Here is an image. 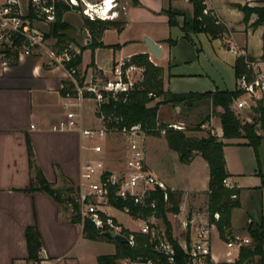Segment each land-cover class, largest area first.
I'll return each mask as SVG.
<instances>
[{
	"label": "crops",
	"instance_id": "obj_1",
	"mask_svg": "<svg viewBox=\"0 0 264 264\" xmlns=\"http://www.w3.org/2000/svg\"><path fill=\"white\" fill-rule=\"evenodd\" d=\"M85 1L96 3L99 0ZM184 1L135 0L134 2V0H117V6L112 9L116 12V15L111 19L116 24L101 31L99 36L95 38L99 46L94 49L89 46L93 39L84 24L86 17L73 9L63 12L62 20L68 24V28L64 31L65 40L63 44L71 45L77 49L82 48L81 62L77 67L81 79L88 80L91 77L105 79L110 76V69L119 58L130 59L133 55L147 53L151 61H155L158 63L156 65L163 68V88L169 90L165 85V75H171L166 71L168 68L149 53L142 39L144 36H148L159 44L162 48L161 58H163L165 46L173 42V39L169 36L171 25L164 9L170 5L180 10L181 8L179 9L177 5L183 2L191 15L192 4L188 0H186L188 4ZM245 2L249 6L264 5V0H205L206 9L214 12L218 19L226 25L225 34L228 30L227 23H230H226L223 19L227 20V17L230 20L231 16L235 17L233 14L235 11L237 20L251 27L250 23L254 21L256 16L251 15L249 22L246 24L242 20L243 11L233 6V4L243 5ZM119 3L122 5L121 9L118 7ZM242 23L240 24L243 25ZM259 28L262 29V27H257L253 33L249 32L247 34L245 32H232L230 39H233L239 46L244 47L245 45L246 50L252 54L247 44L248 38ZM225 34L222 37H227ZM238 34L239 36L243 35L240 39L242 42L236 40ZM228 41H226L227 47ZM139 43L143 46L137 47L133 51H125L127 45L139 46ZM48 46L57 48L56 40L49 39ZM261 53L252 55L258 56L255 59H259ZM169 65L170 62L168 61V67ZM64 80H67L64 68L51 64L44 51L19 56L13 63L7 60L3 61L0 57V264H98L97 257L99 255L114 253V245H112V251L105 253L101 251L100 246L97 247L99 244H103L104 241L86 238L82 233V224L70 221V210H64L58 206L50 195L42 191L27 190L32 183L34 166L41 170L44 178L54 188L69 187L68 183L76 188L80 180L81 165L90 157V152L86 149L87 141L78 130H61L57 128L58 123L65 119L61 94ZM160 99L156 98L152 104ZM167 104L172 107L173 111L175 110V114L178 113L177 107L180 109V106ZM89 113H85L81 125L83 127L98 126L97 117L93 113L91 115ZM157 119L159 123L164 124L171 122L184 123L181 119L175 121L162 120L158 115V111ZM212 124L217 132L221 134L219 118L212 117ZM204 129L201 127L200 131L204 133L200 136L206 135L208 128H206L207 131H204ZM152 137L156 136L149 135L146 142L147 165L150 172L161 178L166 185L182 191L179 206L183 211L167 212L169 220H171L170 215L179 220L180 225L177 229L185 235V237L176 238L178 243L182 247H190L196 239L197 230L207 227L210 236L211 260L226 262L233 259L235 261L238 258L240 247L228 248L225 241L220 239L215 225L208 221V188L188 189L173 181L164 179L163 173L159 169L155 171V168L149 162L147 151L148 139ZM28 142L33 153V163L31 165L27 151ZM226 142V145L234 144L237 140ZM111 145L112 141L110 139L107 146ZM116 147H118L116 153L118 159L123 150L120 140L117 141ZM197 157H201V155L194 153L188 163H180V161L179 163L181 166L187 165ZM224 158L229 173L226 179L231 186L242 189L239 185V177L230 171L227 166L225 153ZM106 166L107 168L115 167L108 161H106ZM258 187H260V191L264 192V184ZM190 191L194 192L190 193ZM201 196L204 199L205 207L203 208L197 206L198 199ZM236 209L232 210V228L234 226L233 213ZM258 209L257 222L264 215V200L261 199ZM108 212L123 226L129 229L136 228L137 222L135 220L116 210H108ZM185 218L190 221L187 229L181 224V221ZM248 218L249 223L255 220L252 216ZM32 225L36 226L40 235L41 247L38 252V262L27 260L28 251L25 232L27 227ZM174 230L173 227L172 234L176 237L173 233ZM244 234L245 237L250 238L247 231ZM262 258H264V253Z\"/></svg>",
	"mask_w": 264,
	"mask_h": 264
},
{
	"label": "trees",
	"instance_id": "obj_2",
	"mask_svg": "<svg viewBox=\"0 0 264 264\" xmlns=\"http://www.w3.org/2000/svg\"><path fill=\"white\" fill-rule=\"evenodd\" d=\"M173 0H169L171 2ZM192 4V14L186 15L184 12L168 6L164 9L167 14L169 24L171 26L178 25V17H182L179 28L183 36L190 39L191 34L204 33L211 38L222 37L226 32V27L221 24L215 14L206 9L205 0H188ZM135 2V0H134ZM57 11L56 18L50 24L49 33H45V38L55 39L57 49H62L65 46L64 31L68 28V24L62 20L63 12L70 10L62 1L56 3ZM243 22L248 23L251 15L256 18L250 23L253 28L262 27V53L259 57L264 61V5L261 6H244ZM84 24L90 32L93 42L89 45L92 49L99 46L95 38L99 36L105 28L115 25L114 20H89L86 18ZM102 45V44H100ZM81 50L78 53L72 51L73 57L66 67L77 68L81 62ZM7 61L13 63L18 58L17 51L7 49L2 50ZM250 59H255L249 56ZM130 62L144 67V78L138 87L130 91L125 98L117 100L108 99L96 111V116L103 113L105 116L113 115L119 118V126L131 125L140 123L149 135L159 137L163 135L167 147L177 153L181 163H188L194 153H199L206 161L209 170L208 179V201L207 212L208 221L215 225L220 239L226 240L231 234V215L234 208L240 207L239 195L241 189L236 186H225L223 180L229 176L226 169L224 158V146L226 141H235L238 139L244 140V143L253 147L255 151L260 144L262 135L264 134V99L256 101L253 107L252 120L247 121L244 116L237 113L232 104L241 94L239 90L233 89H215L204 92H171L165 90L162 84L163 68L154 64L147 53H139L130 58ZM235 78L242 72L246 71V65L243 57H237L234 64ZM75 77L78 81H82L78 70ZM73 83L70 80H64L61 89V94L71 91ZM156 98H161L159 101L152 102ZM171 104L173 106H181L185 108L187 113L197 110L196 123L194 128L190 130H201L203 123H208L215 116L219 118L221 131L220 135L211 134L208 130L204 136L189 135L186 133L187 128L173 129L168 128L166 124L159 123L157 119V111L161 104ZM162 131H164L162 133ZM27 151L30 165L33 163L32 149L27 143ZM62 188H54L45 178L39 168L34 166V176L31 186L27 189L30 191H42L50 195L58 206L64 210H70L69 220L75 223H81V218L78 211L77 203L74 198V191L71 186ZM264 182L262 183V185ZM167 201L163 199V192L158 190L153 198L157 203V215L162 219L166 235L174 247L173 260L169 261L166 256L154 249L150 237L145 234L134 233V245L131 246L127 242L121 243L111 237L103 236L102 232L88 220L84 219L82 223V233L90 240H106L114 244V253L102 254L97 257L98 264H123L122 260L130 262H141L146 259H151L158 264H194L187 250H185L172 234L171 224L167 217V212L176 213L179 208L181 192L167 189ZM116 207L121 208L128 204L134 209L131 201H122L120 199L112 200ZM171 205V206H169ZM144 214L149 213V209H143ZM218 213V218L215 219L214 214ZM128 232V230H124ZM251 243L240 246L238 258L235 264H251L255 257H258L260 264L264 253V215L261 216L259 222L251 221L246 229ZM28 257L30 262H38V252L41 247L40 235L35 225L28 226L25 232ZM188 245V244H187ZM189 248V246L187 247ZM206 263H210L211 259L208 256Z\"/></svg>",
	"mask_w": 264,
	"mask_h": 264
},
{
	"label": "built area",
	"instance_id": "obj_3",
	"mask_svg": "<svg viewBox=\"0 0 264 264\" xmlns=\"http://www.w3.org/2000/svg\"><path fill=\"white\" fill-rule=\"evenodd\" d=\"M62 1L71 9L81 13L89 20H111L116 15L112 11L117 6V0H99L89 3L85 0H0V48L17 51V55H32L44 51L51 64L64 68L67 80L73 83L71 91L62 95V105L65 110V119L58 123L61 130H78L87 141L86 149L90 152L81 165L80 180L76 186L75 202L78 206L81 224L88 219L100 232L110 231L126 236L127 243L134 245V233L145 234L150 237L154 249L173 260L174 247L166 235L162 219L157 215V203L154 194L161 190L163 199L167 201V186L165 182L150 172L147 165L146 142L148 132L140 123L119 126V118L113 115L105 116L101 113L96 116L102 104L108 99L125 98L134 88L138 87L144 78V67L130 62V59L119 58L110 69V76L105 79L91 77L88 80L78 81L75 77L77 68L66 67L72 60L73 54L79 49L71 45L62 49L48 46L45 33L35 27V22L51 24L56 18V3ZM231 52L243 57L246 71L236 77L235 89L241 92L232 104L237 113L247 121L252 120L253 107L256 101L264 99V61L250 59L243 48L237 49L234 45ZM247 109L251 115H244ZM93 113L98 120L96 127H83L81 121L85 113ZM168 128L184 129L183 123L171 122ZM212 118L203 123L202 128H208L211 134L220 135L212 126ZM164 131H162L163 133ZM117 136L121 142L122 155L119 165L107 168V142L112 136ZM225 186H231L228 180H223ZM131 201L137 209L128 204L121 208L116 207L112 200ZM108 209L119 211L137 222L135 229H129L109 214ZM143 209H149L145 215ZM183 211L179 206L178 212ZM218 213L214 214L215 219ZM163 224V225H162ZM187 229L190 221L185 218L181 221ZM124 230H128L125 232ZM250 243V238L235 235L225 241L228 248H239ZM184 246L194 264L204 261L205 264H235L233 259L226 262L206 258L211 256L209 230L202 227L197 230L196 239L190 247ZM211 259V258H210ZM123 264H158L151 259L141 262L122 260Z\"/></svg>",
	"mask_w": 264,
	"mask_h": 264
},
{
	"label": "rangeland",
	"instance_id": "obj_4",
	"mask_svg": "<svg viewBox=\"0 0 264 264\" xmlns=\"http://www.w3.org/2000/svg\"><path fill=\"white\" fill-rule=\"evenodd\" d=\"M182 1V0H181ZM184 1V0H183ZM188 4V1H184ZM178 4V3H177ZM121 3H119V8L121 9ZM180 10H182L186 15H190L187 6L180 2L177 5ZM234 8L238 7L242 10L244 6H249L247 2L242 4H233ZM178 10V9H177ZM209 10V9H208ZM211 11V10H210ZM233 12V11H232ZM236 12V11H235ZM231 16L232 18H227L224 20L228 25L227 37L211 38L204 33L191 34L190 39L183 36L179 25L181 24L182 18H178V25L171 26L169 29V36L173 39V42L165 46V53L163 58H157L161 64L165 65L166 71L169 72V76L165 75V85L171 92H204L207 90L215 89H235V70L234 64L238 57L231 52V47L234 45L236 50L243 48L247 56H252L254 58L258 56L262 51V29H257L252 36L248 38V47L252 54H250L246 48L239 46L233 39H230L231 33L245 32L246 34L255 30V28L244 25L242 21L237 20L236 13ZM214 13V12H213ZM215 14V13H214ZM216 16V14H215ZM217 17V16H216ZM218 19V17H217ZM221 24L222 21L218 19ZM242 23L243 25H241ZM226 27V25L224 24ZM243 27V28H242ZM227 29V27H226ZM161 30V29H160ZM163 31V30H161ZM243 35L238 34L236 40L242 42L240 39ZM144 38V37H143ZM230 42H229V41ZM143 43L144 40L142 39ZM228 41V47L227 43ZM244 43V41H243ZM143 45L139 43L138 45H127L125 51H133L137 47H142ZM3 49L0 48V51ZM107 51L105 53V56ZM0 57L3 61L7 60L3 53H0ZM109 56L107 55V58ZM88 58V53H87ZM156 60V59H154ZM168 61L170 65L168 67ZM154 64H158L152 61ZM179 106V105H178ZM177 107V106H176ZM187 110L180 106L178 113L175 114V110L168 104H161L158 115L160 118L175 121H184L183 126L187 128V134L200 136L204 132L200 130H190L194 128L196 121L197 110H193L189 113ZM87 112H90L89 110ZM92 113H89L91 115ZM244 115H251V112L247 109L243 110ZM215 118V116H213ZM217 118V117H216ZM214 127V126H213ZM215 129V127H214ZM216 130V129H215ZM204 131H207L206 128ZM262 135L260 144L257 151L253 149L252 146L244 143V140L238 139L234 144H228L224 148V153L227 161V166L230 171L234 172L239 177V185L242 187L240 193V207H237L233 213L234 226L232 228L231 224V234L226 238L238 235L240 237H245L246 226L249 225V218L254 217V222L258 221V206H260L261 199L264 200V192L260 191L258 187L264 182V134ZM119 138L117 136H112L111 146H105L106 150L110 151L106 159L112 165H119V158L117 159V141ZM148 159L150 164L155 168V171L159 169L163 173V178L167 181H173L182 187H187L188 189H205L207 188L208 181V165L202 157H197L194 161L187 165H180L178 155L173 150L169 149L166 145L163 135L159 137H152L148 139ZM116 163V164H115ZM155 173V172H154ZM168 189L175 191H180L176 188L173 189L170 185H166ZM75 188V187H73ZM74 191V196H75ZM194 191H190L192 193ZM184 193H186L184 191ZM198 207L204 206V199L201 196L197 202ZM112 211L111 209H108ZM168 216V215H167ZM171 229L174 227L175 238L185 237V235L177 229L180 225L179 220L175 219L170 215ZM163 225V224H162ZM174 225V226H173ZM173 226V227H172ZM137 227V223L136 226ZM248 227V226H247ZM248 234V233H247ZM244 235V236H243ZM222 240V239H221ZM223 240V241H226ZM104 241L103 244H99L101 251L108 253L112 251L111 242ZM251 243V239H250ZM249 243V244H250ZM264 264V258L261 259ZM199 264H205L204 261ZM251 264H260L259 258L255 257Z\"/></svg>",
	"mask_w": 264,
	"mask_h": 264
},
{
	"label": "water",
	"instance_id": "obj_5",
	"mask_svg": "<svg viewBox=\"0 0 264 264\" xmlns=\"http://www.w3.org/2000/svg\"><path fill=\"white\" fill-rule=\"evenodd\" d=\"M35 27H37L38 29L42 30L44 33H49L50 31V25L43 23V22H35L33 24ZM144 40V44L147 47L149 53L155 57V58H161L162 56V48L159 44H157L152 38L148 37V36H144L143 38ZM177 110H179V107H177ZM103 236H107V237H111L121 243H126L127 242V238L125 235L120 234V233H116V232H110V231H104L102 232Z\"/></svg>",
	"mask_w": 264,
	"mask_h": 264
}]
</instances>
